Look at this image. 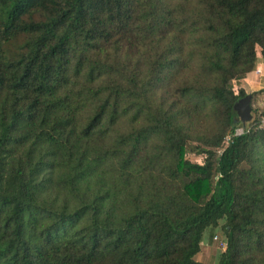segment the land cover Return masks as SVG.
<instances>
[{"label": "trees", "instance_id": "1", "mask_svg": "<svg viewBox=\"0 0 264 264\" xmlns=\"http://www.w3.org/2000/svg\"><path fill=\"white\" fill-rule=\"evenodd\" d=\"M259 57L264 0H0V264H264Z\"/></svg>", "mask_w": 264, "mask_h": 264}, {"label": "rangeland", "instance_id": "2", "mask_svg": "<svg viewBox=\"0 0 264 264\" xmlns=\"http://www.w3.org/2000/svg\"><path fill=\"white\" fill-rule=\"evenodd\" d=\"M21 42L22 39L13 40L6 46V48L9 51L13 50V53H15ZM233 89L238 91V87L235 82L233 83ZM251 108L254 111H251V113H255V116L264 115V95L261 97L254 95L253 99H251ZM188 156L191 159H195L197 157V154L194 153L193 145L188 146ZM221 241H226L223 229L218 227L211 232L208 231L200 244V251L194 256L195 260L205 264H216L220 253L223 251Z\"/></svg>", "mask_w": 264, "mask_h": 264}, {"label": "crops", "instance_id": "3", "mask_svg": "<svg viewBox=\"0 0 264 264\" xmlns=\"http://www.w3.org/2000/svg\"><path fill=\"white\" fill-rule=\"evenodd\" d=\"M235 83L238 88H243L247 94H254L259 97L264 95V57H259L255 69Z\"/></svg>", "mask_w": 264, "mask_h": 264}, {"label": "water", "instance_id": "4", "mask_svg": "<svg viewBox=\"0 0 264 264\" xmlns=\"http://www.w3.org/2000/svg\"><path fill=\"white\" fill-rule=\"evenodd\" d=\"M251 99L252 95L248 93L234 104V109L238 115V121L240 123L245 124L252 119Z\"/></svg>", "mask_w": 264, "mask_h": 264}, {"label": "built area", "instance_id": "5", "mask_svg": "<svg viewBox=\"0 0 264 264\" xmlns=\"http://www.w3.org/2000/svg\"><path fill=\"white\" fill-rule=\"evenodd\" d=\"M260 117V121H259V127L264 129V116L263 115H259ZM249 131V126L248 124H243L241 123L240 125L236 126L235 128H233L232 131H230L226 136H225V141L227 143L232 142V140L236 137H239L241 135H243L244 133ZM221 246L222 249L225 250L226 248V241H221Z\"/></svg>", "mask_w": 264, "mask_h": 264}]
</instances>
